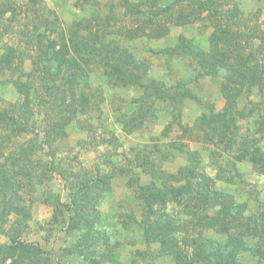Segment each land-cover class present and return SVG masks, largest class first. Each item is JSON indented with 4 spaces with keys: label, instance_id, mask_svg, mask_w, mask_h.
Returning a JSON list of instances; mask_svg holds the SVG:
<instances>
[{
    "label": "trees",
    "instance_id": "1",
    "mask_svg": "<svg viewBox=\"0 0 264 264\" xmlns=\"http://www.w3.org/2000/svg\"><path fill=\"white\" fill-rule=\"evenodd\" d=\"M145 4L149 15L144 28L155 36L169 32L161 22L166 14L174 16L177 25L207 21L212 28L207 45L180 35L169 50L192 57L198 75L193 81L179 79L169 85L151 77L149 66L119 39L110 38L102 23L98 24L100 30L94 31L88 23L83 32L72 29L68 36L62 30L56 36L34 35L38 55L29 72L21 67L23 56L17 47L6 45L0 54V71H11L10 81L21 94L20 101L9 103L8 108L1 106L0 95V129L4 131L0 137V236L7 238L0 243V264L9 260V264H55L42 246L24 238L32 219L25 192L53 206L52 221L66 222L68 232L76 236L70 255L86 264H124L111 242L112 226L98 208L99 199L111 194L113 177L99 170L94 173L85 167L65 166L58 157V144L69 137L77 116L97 112L104 101L101 87L89 80L87 58L100 57L109 83L143 90V96L134 100L137 108L133 114L121 119L125 131L157 121L165 108L171 121L164 127V136L168 137L176 124L184 136L212 145L213 160L228 152L234 166L250 161L264 173V29L250 23L237 0H139L127 1L126 6L138 15ZM16 9L14 1L0 0V18L11 13L16 19ZM5 27L9 29L3 23ZM18 71L21 74L15 76ZM204 76L221 79L224 106L217 109L208 101L193 125L185 126L186 100L202 102L193 87ZM30 131L35 138L16 141ZM145 152L138 165L151 181L139 182L133 209L118 213L121 226L139 229L147 247L135 254L152 264L151 259L156 258L150 250L157 244V259L170 258L171 264H244L247 256L253 264H264V202L251 210L249 202L238 200L229 188L219 189L217 181L233 183L234 175L227 174L221 164L215 177L207 175L200 167V152L183 141L156 143L154 150ZM155 152H160L164 161L183 156L185 163L168 174L159 168ZM54 177L63 181L66 201L54 191ZM172 202L181 211L169 212ZM209 231L221 238L208 235Z\"/></svg>",
    "mask_w": 264,
    "mask_h": 264
},
{
    "label": "rangeland",
    "instance_id": "2",
    "mask_svg": "<svg viewBox=\"0 0 264 264\" xmlns=\"http://www.w3.org/2000/svg\"><path fill=\"white\" fill-rule=\"evenodd\" d=\"M12 1L17 7L16 19H12L14 14L11 13L0 18V54L3 53L6 45L17 47L23 56L21 67L25 72L32 70V60L38 55L36 42L33 40L34 35L56 36L62 30L68 36L70 30H82L88 23H92L89 26L94 31L100 30L98 24L102 23L107 25L110 38L119 39L122 45L128 47L139 60L149 66L151 77L169 85L179 79L185 82L193 81L198 75L192 57L186 54L177 55L169 50L176 46L180 35H185L200 45H207V38L212 31L207 21L177 25L174 16L166 14L161 22L168 27L169 32L166 35L155 36L150 29L144 28L143 21L149 15V7L146 4L141 6V12L138 15L127 10V1L136 3L139 0ZM237 3L251 24L258 23L264 29V0H237ZM3 23L9 26L8 30L6 27L3 28ZM23 30H27V34L24 35ZM134 30L137 31L136 36L133 35ZM86 63L89 80L93 86L101 87L104 101L100 103V110L97 112L88 116L82 114L77 116L70 128L69 137L58 144V157L65 161V166H72L76 169L85 167L92 169L94 173L100 171L113 177L111 194L99 199L98 208L107 219L106 222L112 226L114 232L111 242L116 245L114 251L119 260L124 264H146L147 261L135 254L136 250L147 248L141 239L139 229L132 226L122 227L118 213L133 209L134 189L139 182L149 183L151 181L138 163L143 161L141 158L147 153L146 150H154L156 143L164 145L173 139L183 141L189 149L198 150L201 156V170L211 177L216 176L217 165H223L227 174L234 175V182L227 183L220 180L217 181V187L219 189L229 188L235 192L238 200H247L251 210L260 207V204L264 202V173L256 170L250 161L237 162L234 166L233 161L235 160L228 152H223L221 157L213 160L210 156L212 145L197 141L194 136H184L183 129L176 124L169 132V136H164V127L171 121V114L165 108L159 112L160 118L157 121H148L143 127L132 132L125 131L121 119L133 114L137 108L134 100L143 96V90L139 87H125L109 83L100 57L93 60L87 58ZM20 74L21 72L18 71L15 76ZM11 75L10 70L0 71V95L3 99L1 103L3 108H8L9 103L20 101L21 94L15 84L10 81ZM220 84L221 79L218 77L198 78L196 84L198 86L193 88L201 96L202 102L186 100L182 116L183 125L192 126L208 101H212L217 109L224 106L225 100L220 92ZM254 98L257 99L256 96ZM158 105L164 107L163 104L158 103ZM2 134L4 131L0 129V137ZM33 138H35V133L30 131L16 141L22 142ZM14 148L15 145L11 144V149ZM154 157L158 159L159 168L168 174L176 172L185 163L183 156L175 160L170 158L164 161L161 159L163 157L161 153L155 152ZM120 167L128 171L121 172ZM52 182L54 191L60 193L62 199L66 201L68 198L63 181L54 177ZM23 196L32 211L30 226L24 238L42 246L53 258L55 264H86L82 258L69 254V247L74 244L76 236L68 232L66 222L52 221L53 206L28 192H25ZM167 210L179 212L181 208L172 202ZM207 234L221 238L218 233L212 231ZM5 241L7 238L0 236V243ZM157 247V244L151 247L150 251L154 253L156 260L151 259L150 262L171 264L170 258L157 259ZM245 260L244 264H253L250 256H247ZM9 263L10 260L3 264ZM102 264L110 263L103 262Z\"/></svg>",
    "mask_w": 264,
    "mask_h": 264
}]
</instances>
